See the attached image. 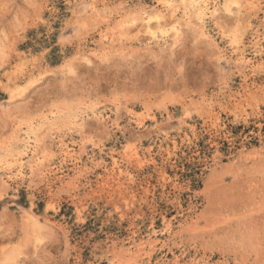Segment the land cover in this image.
<instances>
[{"label":"rangeland","instance_id":"1","mask_svg":"<svg viewBox=\"0 0 264 264\" xmlns=\"http://www.w3.org/2000/svg\"><path fill=\"white\" fill-rule=\"evenodd\" d=\"M234 2L157 45L159 0H0V264H264V0Z\"/></svg>","mask_w":264,"mask_h":264},{"label":"bare ground","instance_id":"2","mask_svg":"<svg viewBox=\"0 0 264 264\" xmlns=\"http://www.w3.org/2000/svg\"><path fill=\"white\" fill-rule=\"evenodd\" d=\"M160 1V0H159ZM249 2V1H248ZM161 3V2H160ZM173 3V8L171 9H166L164 8V6L161 4V8L155 10L154 13L155 15L158 14H163L166 20V24H155L157 27H167L170 28V31H172L173 35L177 36V34L180 31V26L182 24V22L184 20H191L193 17L195 19V21L197 20V22H199V27L201 29V33L206 34V26H205V19L210 17V18H214V16L217 14V11L219 9H222L221 11L225 10V11H230V7L232 4H236V2H234V0H221L220 2L218 0H172ZM242 4V3H241ZM255 4V3H254ZM177 5L182 7V14L178 15V13H176V7ZM248 7H253V1H250L248 4ZM153 9V8H152ZM227 9V10H226ZM248 9V8H247ZM246 10V9H245ZM149 11V10H148ZM220 12V11H219ZM216 13V14H215ZM229 13V12H228ZM146 14V13H145ZM151 14V13H150ZM149 17L148 14L144 15H140V26L142 27L143 30H145V32L149 33V29L152 30V25H148L146 23H144V20H146ZM219 18V17H218ZM216 21H214L215 23ZM196 23V22H195ZM155 26V27H156ZM158 29V28H154ZM181 32V31H180ZM171 33V32H170ZM209 35V34H208ZM159 36V35H158ZM167 36V35H166ZM210 36V35H209ZM164 37V36H163ZM207 37V36H206ZM154 38L150 35L149 39L151 40V42H154L155 44H159L161 42H158L157 40L154 41ZM159 38V37H158ZM209 39V37H208ZM161 41V40H160ZM163 42H166V40H163ZM238 56V55H237ZM88 57V56H87ZM239 63H243V64H249L248 59L243 55L242 52L239 53V56L237 58V60ZM250 65V64H249ZM254 66V65H253ZM251 71V70H250ZM77 121V120H76ZM79 122V121H78ZM156 120H153V123H155ZM139 125V123H138ZM28 130V129H27ZM60 144H61V140ZM25 143V142H24ZM37 145V144H36ZM64 145V144H63ZM61 145V146H63ZM37 147V146H36ZM66 149V148H65ZM33 151V149H32ZM62 151V150H61ZM73 152V151H72ZM65 155H67L68 152L67 149L64 151ZM19 154V153H18ZM22 154V153H21ZM19 154V156L17 157V160L22 162L23 160V156ZM31 154V153H30ZM29 155V154H28ZM33 155V154H32ZM27 156V155H26ZM34 157V156H33ZM28 158V156H27ZM40 158V157H39ZM36 160V159H35ZM38 160V159H37ZM34 162V160H33ZM37 162H34L33 165H31V170L33 171L34 167L37 166ZM35 165V166H34ZM34 166V167H33ZM43 166V165H42ZM42 168V167H40ZM30 169V167H29ZM36 169V168H35ZM33 173H35L33 171ZM32 174V173H31ZM161 174L162 177L165 178V171L163 169H161ZM18 175V174H17ZM15 177V176H14ZM131 176L129 171L127 170V168H121L117 165V161L115 158H112V167L110 169L109 172L106 173L105 178H103V181H105V184L108 186L109 191H108V196L112 197L115 196L116 194L121 195L123 194L127 189L128 186H126V181L131 180ZM129 182V181H128ZM127 182V183H128ZM129 190V189H128ZM79 211V210H78ZM168 225V224H166ZM165 227V226H164ZM167 227V226H166ZM168 228V227H167ZM162 231V230H161ZM139 245H144L146 244L147 246H149V250H151L153 248V241L150 240H146V241H142L140 243H138ZM143 249V248H141Z\"/></svg>","mask_w":264,"mask_h":264},{"label":"snow or ice","instance_id":"3","mask_svg":"<svg viewBox=\"0 0 264 264\" xmlns=\"http://www.w3.org/2000/svg\"><path fill=\"white\" fill-rule=\"evenodd\" d=\"M161 4L164 6V8L166 9H171L173 8V3L172 0H160ZM227 10V9H226ZM136 21H133V24H135ZM144 23L148 24V25H152V24H166V20L163 14H158V15H154V16H150L148 17L146 20H144ZM167 29L161 27L158 28L156 32H152L151 29H149V33L151 36L156 37L158 34L160 35H167L168 34ZM237 41H233V43L235 44ZM51 207V205H50Z\"/></svg>","mask_w":264,"mask_h":264}]
</instances>
